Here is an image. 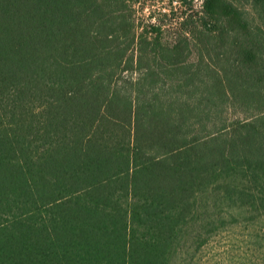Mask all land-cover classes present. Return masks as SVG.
<instances>
[{
	"label": "trees",
	"instance_id": "obj_1",
	"mask_svg": "<svg viewBox=\"0 0 264 264\" xmlns=\"http://www.w3.org/2000/svg\"><path fill=\"white\" fill-rule=\"evenodd\" d=\"M139 2L0 0V264H171L264 216V0Z\"/></svg>",
	"mask_w": 264,
	"mask_h": 264
},
{
	"label": "rangeland",
	"instance_id": "obj_2",
	"mask_svg": "<svg viewBox=\"0 0 264 264\" xmlns=\"http://www.w3.org/2000/svg\"><path fill=\"white\" fill-rule=\"evenodd\" d=\"M193 3L200 8L202 0H193ZM167 4L168 0H140L134 17L136 21L146 20L152 13L158 20ZM248 12L250 17L261 20L258 11L251 8ZM223 214V226L212 232L200 248L180 250L171 264H264V216L247 221L243 213H233L237 221L231 222V216Z\"/></svg>",
	"mask_w": 264,
	"mask_h": 264
}]
</instances>
